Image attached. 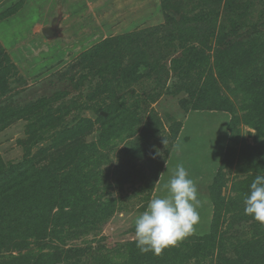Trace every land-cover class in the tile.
I'll return each mask as SVG.
<instances>
[{"label":"rangeland","instance_id":"1","mask_svg":"<svg viewBox=\"0 0 264 264\" xmlns=\"http://www.w3.org/2000/svg\"><path fill=\"white\" fill-rule=\"evenodd\" d=\"M263 86L264 0H0L1 160L45 171L84 162L94 198L114 201L96 232L53 242L65 250L113 264L251 263L264 225L239 214L264 175L262 157L244 156L264 141V113L253 112ZM177 165L197 186L199 223L172 246L178 256L129 260L136 216L167 195ZM38 249L1 247L0 264Z\"/></svg>","mask_w":264,"mask_h":264},{"label":"trees","instance_id":"2","mask_svg":"<svg viewBox=\"0 0 264 264\" xmlns=\"http://www.w3.org/2000/svg\"><path fill=\"white\" fill-rule=\"evenodd\" d=\"M214 1L221 3L223 0ZM85 58L83 57L81 62H84ZM251 59V56L247 55L246 60ZM118 70L125 75L126 71L120 68ZM108 71L115 73L112 68ZM251 78L252 76H249L247 81ZM252 88L253 86L250 89ZM263 90L264 86L259 89L262 102H256L253 112L264 113ZM250 102L253 106L254 102ZM122 114L125 115L126 110ZM123 119V126L128 125V119ZM256 120V129L264 131V115L257 116ZM263 145L264 141L260 140L259 147L253 148L251 158L248 154L244 155L246 159L249 158L250 163L264 160ZM245 149L251 148L246 145ZM82 163L84 162L71 161L56 170L45 171L32 162L7 166L0 158V248L21 250L22 247L26 249L34 244L39 248V252L35 255L29 253L22 259L23 264H82L86 255L93 256L92 259H95L94 262L98 261V264H113L109 259L92 255L84 249L71 251L53 244L57 240L64 245L69 238L96 232L97 227L115 212L113 199L94 198L93 188L92 191L88 190L96 178V175H93L95 170L85 178L82 177V171L84 172L86 167L82 166ZM239 219L249 221L251 218L245 213H240ZM262 247L264 240L255 243L254 254L249 251L252 254V262L248 264L261 263ZM44 248H49V252H41ZM137 250L136 244H132L129 260L136 256L140 258L141 253ZM173 251L172 247H169L159 256H178V253ZM149 255L155 256L151 252ZM172 260H175L173 263L177 262L176 259ZM170 263L173 264L171 260H167L166 264Z\"/></svg>","mask_w":264,"mask_h":264},{"label":"clouds","instance_id":"3","mask_svg":"<svg viewBox=\"0 0 264 264\" xmlns=\"http://www.w3.org/2000/svg\"><path fill=\"white\" fill-rule=\"evenodd\" d=\"M166 189L167 195L151 199L134 220L136 246L143 254L161 255L192 235L199 223L198 189L183 165H177ZM243 204L245 215L264 225V175L255 176Z\"/></svg>","mask_w":264,"mask_h":264},{"label":"water","instance_id":"4","mask_svg":"<svg viewBox=\"0 0 264 264\" xmlns=\"http://www.w3.org/2000/svg\"><path fill=\"white\" fill-rule=\"evenodd\" d=\"M42 32H43V35L45 36V38L52 39V38H55L57 35L60 34L61 29L58 26V24H55L51 27L43 28Z\"/></svg>","mask_w":264,"mask_h":264}]
</instances>
